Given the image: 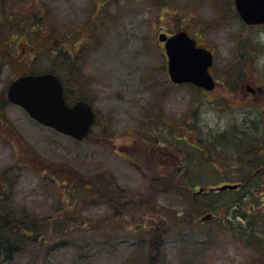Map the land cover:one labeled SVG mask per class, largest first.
<instances>
[{
  "label": "rangeland",
  "instance_id": "obj_1",
  "mask_svg": "<svg viewBox=\"0 0 264 264\" xmlns=\"http://www.w3.org/2000/svg\"><path fill=\"white\" fill-rule=\"evenodd\" d=\"M39 17L45 29L50 26L68 36L64 40L61 35V41L72 47L69 55L76 58L79 72L73 89L99 116L87 142L43 127L19 106L2 102L4 90L23 68L5 66L1 58L11 60L8 49L18 53L19 43L9 48L12 37L19 42L27 35L31 43L41 42V33L31 32ZM217 18L214 0H0V177L10 186L15 214L24 211L33 221L48 223L35 227L36 243L5 264H146L154 252L150 235L156 230L162 242L157 264L264 263V239L259 238L264 237V221L259 224L260 218L252 219L249 212L254 205L255 215L264 214V202L254 200L252 193L239 200L248 190L199 193L200 188L208 192L242 182L248 172L238 158L241 151L210 146L209 156L198 142L232 128V120L240 123L242 115L224 114L239 111L240 103L226 86L205 97L193 86L173 84L159 39L161 33L186 29L200 45L214 50L215 74L221 79V71L237 55L236 37L228 32L239 30L232 22L217 24ZM13 23L16 28L7 29ZM253 34L264 41V28ZM25 38L20 42L26 43ZM262 57L253 69L259 78H264ZM52 65V56L41 53L34 62L42 70ZM166 124L174 129L168 141L158 130ZM188 145L204 159L192 162ZM185 153L188 159L182 162ZM174 163L183 168L182 176L189 168V180L167 176ZM76 175L81 178L77 182L95 177L98 195L115 199L120 187L142 200L119 209L118 215L99 205L100 199L83 185H74ZM168 180L174 186L166 187ZM259 195L264 199V193ZM233 200L236 205L230 207ZM209 213L216 220L202 224L200 219Z\"/></svg>",
  "mask_w": 264,
  "mask_h": 264
},
{
  "label": "flooded vegetation",
  "instance_id": "obj_2",
  "mask_svg": "<svg viewBox=\"0 0 264 264\" xmlns=\"http://www.w3.org/2000/svg\"><path fill=\"white\" fill-rule=\"evenodd\" d=\"M39 19L43 22L45 21L43 20V18L39 17ZM240 21L242 22V25L240 24L239 27L237 24H234L237 25V29L239 31L228 32V35L233 34V36L235 35L236 37L234 38L236 41L235 48H237V55L235 54L234 62H232L231 64L228 63L227 70L221 71V79H218L215 74L217 57L214 50L210 49L206 45H200L197 41L199 46H202L203 48L211 51L213 55V64L209 68V72L212 75L215 83V86L212 89L204 88L199 90L204 94L205 97H208L210 94L219 93L220 87L226 86L225 91H227L230 95L238 100L241 109H239V111H227L224 114H240L243 116V120H241L240 123L232 120V128L220 130V132H216L215 134H213L212 140L208 139L206 142L203 141V147L205 152L209 156L210 146H223V150H229L231 152L234 150V153L236 151H241L239 152L238 158L240 159L242 164H245L248 167V172L244 176L242 182L264 183V78L257 77L253 70L255 68V63L258 56L259 59L263 58L262 55H264V41H258L257 39H255L254 34L252 35V33H257V30L264 28V24L251 25L245 23L242 19H240ZM15 25L16 23L8 25L7 29L14 30L16 28ZM31 32L37 34L41 33V42L33 40L34 42L32 41L31 43L28 37H26L27 35L25 36L26 38H20H25L26 43L20 42V39H17V41L19 42H16V40L13 41L14 39L12 37L11 43L13 44L9 48H12L15 43H19L15 45V47H17L18 53L14 54V52L8 49L6 51V54L11 57V60L7 57H2L1 59L5 60L4 65L11 66V64L14 63L16 64L15 66L17 68H23V70L17 76L20 77L29 73H33L35 71L47 72V70L37 69V67L34 66V62L39 58L40 53L43 55L52 56L53 60L57 59V56L62 55L57 63H53L52 68L49 71H52L59 77L65 79V82L63 81L64 94L67 101H69V103H72L74 98H77V95L74 94L78 91H74V85H72V83H67L68 81L66 80L68 79L67 77L69 75L61 71L58 67V63H60V60L64 59L63 56H66V54H70V50H72L71 46H67L66 43H64V38L61 41V35L65 37L64 32H58V30H54L49 27L45 30L37 31L31 28ZM7 44H9V42H7ZM18 56L21 57L20 60H18ZM9 61L12 62L10 63ZM75 64L77 65L78 63ZM261 67H264V65L262 64ZM57 71L62 72V74L58 73ZM232 76H234L233 79L231 78ZM17 77H15L14 79H16ZM226 78H229L231 84L227 83ZM11 82L8 84L6 90H4L5 92L3 94V97L5 98L6 102H9L7 92ZM220 99L229 101L228 99H225L223 97H220ZM97 124L98 115L96 125ZM162 128H165L166 132L173 130L171 125L163 127L162 125L158 126V130H162ZM155 133L157 134V131ZM246 171L247 170L244 169L243 174L246 173ZM259 197L258 201L260 203H263L264 199H261ZM252 208L256 209L254 205H252ZM220 216L224 217L225 215L222 213ZM215 220L216 217L212 221L204 222L202 224L213 223Z\"/></svg>",
  "mask_w": 264,
  "mask_h": 264
},
{
  "label": "water",
  "instance_id": "obj_3",
  "mask_svg": "<svg viewBox=\"0 0 264 264\" xmlns=\"http://www.w3.org/2000/svg\"><path fill=\"white\" fill-rule=\"evenodd\" d=\"M235 5L242 20L247 24H264V0H235ZM159 39L165 43L172 82L191 83L205 89L215 86L208 72L213 64L211 52L196 47L195 40L186 32L172 37L162 34ZM8 96L12 103L23 107L31 118L44 126L79 141L86 140L91 134L96 120L92 107L84 101L69 106L63 93L62 82L53 73L18 78L10 85ZM238 187L237 184H225L213 190H235ZM212 218V214H207L201 220L205 222Z\"/></svg>",
  "mask_w": 264,
  "mask_h": 264
},
{
  "label": "trees",
  "instance_id": "obj_4",
  "mask_svg": "<svg viewBox=\"0 0 264 264\" xmlns=\"http://www.w3.org/2000/svg\"><path fill=\"white\" fill-rule=\"evenodd\" d=\"M214 2L217 4L218 11H219V18H217V20L219 22H217V24L218 23L228 24V21H231L232 23L237 24L238 27L240 26V24L242 25V22L240 21L239 15L236 12L235 7H234V0H214ZM221 15H222V17H221ZM31 28L35 31L45 30V24L42 20H40V22H36L35 25H32ZM49 28H51V27L49 26ZM52 29H54V28L52 27ZM54 30H56V29H54ZM182 30H186V29H182ZM65 37L68 39V36H65ZM65 37H63L64 40H65ZM69 37L73 38V32H71V36H69ZM61 56L62 55H59V56H57V59H54V60L52 59V62L57 63V61H59V58ZM63 57H64V59L60 60L61 64L58 63V67L61 71H63L64 73H66L67 75L70 76L71 81H74L75 75H77V77H78V73H79V72H77V74H76V70L78 68H77V65L75 63L77 62V60L74 59V57H72L69 54H66V56H63ZM58 73L62 74V72H58ZM2 97H3V95H2ZM2 102H3V104L8 103L5 101L4 97L2 98ZM159 131H161L162 135L164 137H166V141L172 139V136H173L172 130L166 132L165 128H162V130H159ZM165 132H166V134H165ZM198 142L203 146V144H204L203 141H200L198 139ZM156 143H158L157 140H156ZM189 147H190L189 149L192 151V157L194 158V160H191L192 162L195 161V158L197 160L204 159L202 157L203 155L201 153H199V150L197 148H194V146H189ZM37 158L38 157L36 155H34V160H36ZM186 159H188L187 153L184 154V156L182 157L181 160L183 162ZM196 163H198V162H196ZM171 165L172 166L170 167L169 171L167 172V176L168 175L170 177L173 176L172 178H174V176L177 177V175L180 174L183 179L189 180V178H190L189 175L192 174L189 171V168H188V170H187V168L185 170L186 176H182L183 173L180 171H183V168L181 169V167H178L175 163L171 164ZM155 168H157V166ZM77 178L79 179L80 176L76 175L74 178H72V180H73L72 182L74 185H78V183H80L79 186L83 185V189H86L88 191V193H90V194L92 193L93 196H94V194H96L95 196H97V198H99L101 201L99 203V205H103V204L108 205L112 210L115 211L116 214L119 213L118 215L122 214V212L121 213L118 212L119 209L124 210L125 207H128L129 205H131L130 207H132V205H134V204L137 205L140 203L139 201L142 200L141 197L138 198L140 200H138L137 197L133 198V194H131L130 196L126 195L127 192L122 191L120 187H118V189H117V193H118L119 197H117L115 199H113L112 197H109L107 194L98 195L97 189L95 190L93 188L95 181H92V179H95V177L92 176L89 178H83L82 182H77V180H76ZM4 179H5L4 176L0 177V185L3 186L2 193L0 192V264H5V263L12 261L15 256H17L19 253L24 251L26 248H28L29 246H31L37 242L39 235L36 234L37 232H36L35 227H38L41 224L42 225H48V223L42 222L40 220H38V222L33 221V219L27 217L28 215H26V213H24V211H17V214H15L16 211L12 209V203L10 202L11 198L9 197V194L7 191L10 186L5 184V182L2 181ZM186 180L184 182L185 184L188 183V182H186ZM196 182L197 181H195L194 183L196 184ZM63 184L65 185L66 183H63ZM166 185H167L166 187H168V188L170 186L171 187L174 186L173 182L169 181V180H168V184H166ZM241 185L242 186L239 190H237L236 192H232V194H234V193L238 194L239 192H242L243 190H248L247 195L245 193H243L242 195L239 193L240 194L239 200H243V199L246 200L248 198L249 193L253 194L254 200H258V197L260 196L259 193L260 194L264 193V183L250 182V183H241ZM258 189H259V193L256 194V192H254L253 190H258ZM75 192H77V191H75ZM209 192H210L209 190L207 192V190H205L203 188L202 194H204L203 196H205ZM65 202L68 204L67 201H65ZM234 205H236V200H233L231 202L230 207L231 206L235 207ZM249 212L253 213L252 219H254V217L260 218V222L258 221L259 224L261 223V221H264V214L255 215L256 210L253 209L252 206L249 208ZM235 213L237 214L238 212H235ZM239 216H241V218H246V216L243 214H240ZM121 221H123V220H121ZM258 222H256V223H258ZM252 223L253 222H251L250 225ZM160 236L161 235H159L157 233V230L155 231V234L153 237L150 235V237H151L150 246H151V249L152 248L154 249V252L151 251L149 253L146 264H157L158 263V254H159L158 250L160 249V247L162 245ZM259 238L264 239V237H259ZM262 255L264 256V252L262 253ZM262 264H264V263H262Z\"/></svg>",
  "mask_w": 264,
  "mask_h": 264
}]
</instances>
